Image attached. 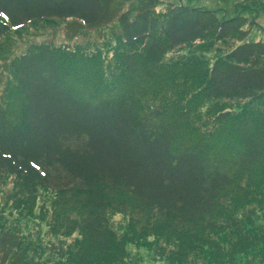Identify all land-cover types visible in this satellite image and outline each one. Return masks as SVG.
<instances>
[{"label": "trees", "instance_id": "16d2710c", "mask_svg": "<svg viewBox=\"0 0 264 264\" xmlns=\"http://www.w3.org/2000/svg\"><path fill=\"white\" fill-rule=\"evenodd\" d=\"M117 1L0 0V39L75 19L118 43L108 59L74 41L13 56L0 176L29 194H76L74 264H146L125 263L107 216L129 206L162 217L160 234L175 238L165 244L187 250L178 264H264V40L250 38L252 10Z\"/></svg>", "mask_w": 264, "mask_h": 264}, {"label": "rangeland", "instance_id": "374dc122", "mask_svg": "<svg viewBox=\"0 0 264 264\" xmlns=\"http://www.w3.org/2000/svg\"><path fill=\"white\" fill-rule=\"evenodd\" d=\"M156 7L163 10L167 3H183L222 9L228 13H238L246 5L252 12L246 13L257 26L251 30L250 38L264 40V0H161ZM130 0H118L121 9L129 6ZM253 8L255 10H253ZM255 24V25H256ZM110 31L108 26L97 29L87 28L80 20H50L29 23L19 31H11L0 39V101H11L7 96L6 84L9 62L15 54L33 47L36 41L78 43L77 50L86 48L97 52L98 57L112 51L117 41L104 36ZM90 42V43H89ZM113 46L110 51L105 48ZM99 47V49H98ZM173 50L168 56L187 53L189 46ZM213 48V45L210 47ZM104 61V60H103ZM98 61H96L97 63ZM102 67V63H101ZM100 67V69H102ZM149 91L145 100L149 102L156 91ZM6 91V94L4 93ZM147 93V92H146ZM149 98V99H147ZM13 104V102H12ZM75 193L54 194L52 190L40 188L35 194L24 191L20 183L12 177L0 176V237L7 232L5 246L0 241V264H74L77 240L81 237L82 209ZM257 215V214H256ZM113 229L125 241V263L178 264L187 250L165 244L166 237L174 241V236L160 234L162 217L147 219L132 207H115L107 213ZM259 216V214H258ZM259 223V220H258ZM156 232V234H154ZM158 234V235H157ZM170 258L167 259V255ZM193 253L187 255V261ZM197 259V258H196ZM198 260V259H197ZM199 260H201L199 258Z\"/></svg>", "mask_w": 264, "mask_h": 264}, {"label": "snow or ice", "instance_id": "6c2138e0", "mask_svg": "<svg viewBox=\"0 0 264 264\" xmlns=\"http://www.w3.org/2000/svg\"><path fill=\"white\" fill-rule=\"evenodd\" d=\"M2 15H4V13L3 12H0V16H2Z\"/></svg>", "mask_w": 264, "mask_h": 264}]
</instances>
